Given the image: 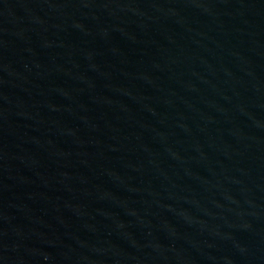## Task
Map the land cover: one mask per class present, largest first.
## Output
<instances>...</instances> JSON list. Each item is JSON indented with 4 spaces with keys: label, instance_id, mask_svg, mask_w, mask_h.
<instances>
[{
    "label": "water",
    "instance_id": "obj_1",
    "mask_svg": "<svg viewBox=\"0 0 264 264\" xmlns=\"http://www.w3.org/2000/svg\"><path fill=\"white\" fill-rule=\"evenodd\" d=\"M0 264H264V0H0Z\"/></svg>",
    "mask_w": 264,
    "mask_h": 264
}]
</instances>
